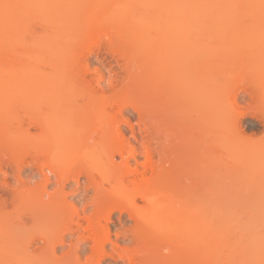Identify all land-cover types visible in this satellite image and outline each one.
Masks as SVG:
<instances>
[{
    "label": "bare ground",
    "instance_id": "1",
    "mask_svg": "<svg viewBox=\"0 0 264 264\" xmlns=\"http://www.w3.org/2000/svg\"><path fill=\"white\" fill-rule=\"evenodd\" d=\"M93 54L114 68L91 73ZM177 57L197 58L190 74L211 85L219 72L222 90L264 99V0H0V264H101L108 246L107 264H231L261 247L248 243L264 236L263 216L217 215L210 191L198 201L192 149L186 196L170 181L177 140L162 107L178 92ZM242 241L246 252H229Z\"/></svg>",
    "mask_w": 264,
    "mask_h": 264
},
{
    "label": "rangeland",
    "instance_id": "2",
    "mask_svg": "<svg viewBox=\"0 0 264 264\" xmlns=\"http://www.w3.org/2000/svg\"><path fill=\"white\" fill-rule=\"evenodd\" d=\"M106 55H104V57ZM92 57L94 61L92 62L91 64L92 66L90 67L91 73H96V70L101 67L106 70H110L114 68L111 63H108L109 59H107V56L106 59L105 58L103 59L101 55L99 56L100 59L99 58L96 59L95 54H93ZM177 58L179 60L176 61L179 65L173 59L172 62H175L177 65H175L174 63L171 64L175 65L176 68L170 67L169 69L171 70L172 68L175 73V70L176 69L178 70L179 68V70L178 71L176 70V72L177 74L178 72L179 74L182 73L181 75H178L180 76L179 82L181 81L182 82L180 84L179 82H177L178 79L175 80L177 74L174 76L173 72H171V74H173L174 77L171 75L170 78H173L174 80L173 79H172L173 81L169 80L170 78L167 77V81L169 80L171 83H173L174 85L172 86L175 85L177 86L175 82L179 83L178 85H181L180 87L178 86L177 88L175 86L176 90H174L175 88H172L173 91H178L179 94L178 92L177 94L175 93L176 95L168 93L169 95H173L174 99L172 96L171 98L169 97V95L168 96L166 95L167 97L164 98L165 99L167 98L169 102L165 100L164 102L166 103L164 104L166 106L163 105L162 107L164 111L163 113L164 115H166L165 118H168L167 121L168 123H170L169 133L170 135L172 134L174 140L173 143L177 140L176 143L180 144V146L174 144L175 154L172 149L171 150L172 154L169 157L170 162L166 165V167L170 171V181L173 183L174 188L177 191L180 192L181 190L182 192L181 194L183 196H186L187 194L186 189H187L188 177H189L188 173L190 171L189 170L190 168L187 169L188 168L187 166L190 167V165H188L189 163L188 159L191 157L188 156L187 152L189 149H192V151L196 155V157L195 156L194 157H195V168L197 171V181L199 184L198 188H200V195L198 196L199 202L204 203L205 192L210 191V198L212 199L211 207L214 208L215 211L214 210L213 211L217 215H222V216L247 215L248 216L249 214L250 215L252 214L253 216L255 215V216L264 217V102H263L264 99L262 98L257 99V97L254 94L250 93L248 90H244L243 88L239 89L235 93L234 92L232 93L231 89L228 90L227 86L225 87L226 89L223 88L224 90H222L223 85L225 86L227 84V81L223 82L224 80L220 78V75L218 77L219 72H216V74H213V76L211 77V80L213 77L214 79H217L216 81L217 83L213 82L212 85L214 83L218 84L220 82L218 84L219 87H217L218 85H214L215 87L212 86L211 82L208 81L209 76L203 77L204 74L203 76L200 75L202 77L200 78L198 77L199 73L197 74L194 72L195 73L194 75H197L198 78H193L194 75L190 74L193 71L190 70L191 67L194 68L193 64L197 60V58L187 57V60L186 58L183 57L181 58L177 57ZM217 58L218 59L220 58L219 59L220 61H218V59L215 58L216 60L214 59V63L227 64V62L225 63V61L224 62L222 61L225 57L222 60L221 57H217ZM229 58L231 57L228 56L227 60L230 62ZM204 60L209 63L212 61L211 59L208 58H204ZM40 64L38 65L39 68L43 65ZM169 73L170 71L167 74ZM208 82L209 84H207ZM171 83L168 82L167 84L171 86ZM204 83L207 84L206 85L207 87L204 86L205 85ZM220 84L222 86H220ZM168 85H166L167 91L171 90V88ZM210 85L213 87L211 90L209 89L211 88ZM211 92H213L212 96L214 97L216 96L215 98L213 97L216 100L214 99H213L214 101L212 100L213 104L210 101L212 105L211 104L209 105L208 103L209 100H207V97L211 98V96H209ZM218 92L219 94L221 93L219 96H217ZM228 95L230 97L235 95L236 97L235 104L232 106L233 108L231 110L232 112L231 111L229 112L228 110L229 108L227 107V106L230 107L229 105L230 100L228 102V99H230V97ZM220 96L222 97V100H220L221 99ZM227 97L228 99H226ZM217 98H219V100ZM225 99L227 100V102ZM210 109L212 113L211 112L207 113ZM166 111L167 114H165ZM125 116L129 117L131 123L133 124H136L138 121V113L131 106L126 107ZM209 118L210 120L206 121ZM229 118H231V120L233 119L231 123H230L231 120ZM209 121H211L213 124V125L210 124L211 127L209 126ZM205 124L208 125L206 126ZM218 127L221 129H219ZM209 128L212 129L209 131L208 130ZM223 129L226 131H224ZM125 133L127 136H130V129L128 125H125ZM178 141L181 143H178ZM188 141L191 143H188ZM133 143L136 144L140 152H142V141L133 140ZM210 147L213 148V149L211 148L213 151L212 153L209 152ZM183 148H185L186 150ZM206 148H208L209 150ZM216 149H218L219 151ZM182 150H184L183 154H187V156L183 154H179L180 151H181L180 153H182ZM206 151L207 153L209 152V154L211 153V155L209 156V154H207ZM245 151H247L248 153ZM212 154L213 155L215 154L213 156V159L211 158ZM209 159H210V163H209ZM143 160H144L143 156L140 155L139 157L140 165ZM73 185L74 184H70L66 189L68 191L72 190L69 193L71 197L78 195L80 189H82V186H80L78 190L74 191L75 188ZM52 187L53 186L51 185L49 186V188ZM0 201L6 202V210L8 211L10 209L9 207L10 204L8 203L9 197L3 194L2 192H0ZM77 206L80 209L86 208V214L89 213L92 209V206L88 204L86 200H80L77 203ZM17 210L19 209H14L11 210L10 212L19 213L20 211L18 212ZM20 213L23 214V210ZM117 216H118V212H113L112 219L109 221V225L112 228V231H115V229L117 228L115 224V219ZM128 224H131L130 220H127L125 225ZM232 238L231 241L233 242ZM248 238L250 239L248 240L247 238H245L246 241L247 240L252 241V239H255L254 237H248ZM256 239L255 242L253 240V242H250L249 244L247 241L246 244L248 243V245L250 246L249 249H252L251 247L254 248V246L256 247L258 245L261 246L258 247V249L255 248L257 251L259 250V252L255 251L254 249H253L254 251L250 250V252L251 251L253 252L252 256L254 258H256V256L258 255L257 258H259V260L263 262L264 258L261 259L260 257H264V236H257ZM235 240L237 239L234 237V242ZM244 242L240 244L232 243L235 244L236 247L231 244L234 248L231 245H229L230 251L229 249L228 251L230 253H232L231 250L233 249H236L233 250L234 253L235 251L238 252L239 250L241 252L242 249H244L243 251H245V249L247 251V248L244 246ZM256 242L259 244L257 245ZM129 243L130 241L126 239L119 241L118 245L120 247H123L128 245ZM242 244L245 248L242 246ZM237 245L239 246L241 245V247H239L238 250H237L238 248ZM107 248H108L107 254L102 259L101 264H107V262H109L113 258L117 259V256H115L116 253L111 250V246H108ZM56 251L57 253L61 251V254L65 255V253L67 252V247L66 245L58 246ZM87 254L88 251L84 254V257H86ZM112 254H114V256H112ZM242 254L245 255L244 253ZM249 255H245V256L248 257V261L250 259L252 260H250L249 263H247L248 262L247 257L245 258V256L243 257L240 253L238 254L240 258L239 260L241 261L242 264H250L251 261H253V257L250 255V257L252 258L249 259ZM236 257L233 258L234 261L232 260L233 262L231 264H236V261H238L239 263V260L235 259ZM255 260L256 262L258 261V259ZM261 261L257 263L264 264ZM256 262L254 263L257 264Z\"/></svg>",
    "mask_w": 264,
    "mask_h": 264
}]
</instances>
